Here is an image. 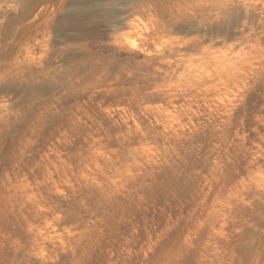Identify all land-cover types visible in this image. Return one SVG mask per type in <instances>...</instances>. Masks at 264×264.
<instances>
[{
  "label": "rangeland",
  "instance_id": "rangeland-1",
  "mask_svg": "<svg viewBox=\"0 0 264 264\" xmlns=\"http://www.w3.org/2000/svg\"><path fill=\"white\" fill-rule=\"evenodd\" d=\"M0 264H264V0H0Z\"/></svg>",
  "mask_w": 264,
  "mask_h": 264
}]
</instances>
